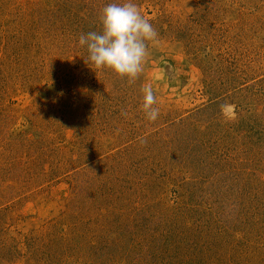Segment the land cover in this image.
Instances as JSON below:
<instances>
[{"label":"rangeland","instance_id":"obj_1","mask_svg":"<svg viewBox=\"0 0 264 264\" xmlns=\"http://www.w3.org/2000/svg\"><path fill=\"white\" fill-rule=\"evenodd\" d=\"M112 2L0 0V264H264V0H133L131 83L78 44Z\"/></svg>","mask_w":264,"mask_h":264},{"label":"clouds","instance_id":"obj_2","mask_svg":"<svg viewBox=\"0 0 264 264\" xmlns=\"http://www.w3.org/2000/svg\"><path fill=\"white\" fill-rule=\"evenodd\" d=\"M157 33L139 12L133 0L107 4L101 13V30L81 34L78 44L86 47L87 60L97 70H111L116 76L134 82L143 70L147 43L155 42ZM145 118L155 121L159 109L151 87L143 90Z\"/></svg>","mask_w":264,"mask_h":264}]
</instances>
